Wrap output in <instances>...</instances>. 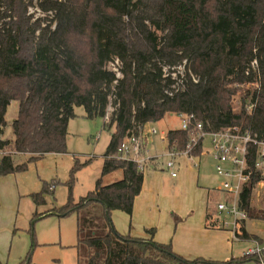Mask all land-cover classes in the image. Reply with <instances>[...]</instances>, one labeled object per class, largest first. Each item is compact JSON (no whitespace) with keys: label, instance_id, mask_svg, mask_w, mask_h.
Segmentation results:
<instances>
[{"label":"trees","instance_id":"trees-1","mask_svg":"<svg viewBox=\"0 0 264 264\" xmlns=\"http://www.w3.org/2000/svg\"><path fill=\"white\" fill-rule=\"evenodd\" d=\"M33 6L44 15L35 17ZM115 61L117 70L109 66ZM245 85L252 87L242 92ZM12 101L18 115L7 139ZM80 106L89 118L105 117L111 107L102 176L120 170L122 178L109 184L99 178L94 190L62 207L61 215L86 211L78 218V264L204 262L154 240L155 227L146 236L123 234L111 216L132 215L144 171L156 165L144 132L149 122L193 114L206 132L240 125L264 142V0H0V149L11 150L0 158V175L27 168L14 163L15 155L36 160L66 152L68 123ZM141 134L148 157L142 168L119 158L126 139ZM189 138L181 127L168 130L166 154L184 150ZM201 145L190 154H200ZM248 149L252 175L239 202L249 211L264 170L254 165L257 146ZM210 217L209 227L222 228ZM237 234L256 238L245 229Z\"/></svg>","mask_w":264,"mask_h":264},{"label":"rangeland","instance_id":"rangeland-1","mask_svg":"<svg viewBox=\"0 0 264 264\" xmlns=\"http://www.w3.org/2000/svg\"><path fill=\"white\" fill-rule=\"evenodd\" d=\"M30 12L35 17L44 15L37 6L31 7ZM109 66L117 70L118 62H112ZM178 69L182 70L183 67L180 66ZM250 87L252 86H243L242 92L244 90L246 92ZM75 112L76 116L68 123L66 152L47 153L36 160H30V156L26 154L15 155L14 163L26 162L27 168L0 175V264H78L76 247L78 218L86 215V211L61 215L62 207L69 200L78 202L81 197L94 190L99 178L103 184L122 178L120 170L102 176L104 154L113 131L108 127L111 107L105 117L89 118L81 106L76 107ZM17 115L18 102L12 101L7 109L4 138H12L11 124ZM180 125L179 116L168 113L159 121L149 122L144 126V132H150L149 153L156 159L154 162L156 165L153 163L147 165L144 171L145 178L152 177L153 180L156 175L158 181L155 182H159L161 187L165 188V195L168 197L173 195V203H181L185 199L203 200L214 219L234 230L233 217L227 211H219L217 205L238 202V193L234 188L230 190L220 188L223 178L217 171L218 160L212 152L209 133L202 139L201 153L191 155L192 166L196 170L195 183L178 190L176 189L178 187L174 186L184 174L182 173L180 177L181 170L177 165L175 169L179 178H172L170 171L165 167L168 158L165 134L170 129L179 128ZM153 128L157 133L152 132ZM5 151L9 153L11 150L6 148ZM225 168L230 169L231 165L226 163ZM232 177L235 186L237 178L235 175ZM197 179L200 180L199 183ZM34 193L40 194V200L36 201L32 196ZM180 193L185 196L180 197ZM248 212L249 217L238 224L239 229L240 231L245 229L257 237L241 239L233 231L231 234L227 230L211 229L213 233L209 234L210 240L217 252L216 255L220 257H196L205 259L198 264H226L227 261L222 259L226 255L238 262L229 264H257L254 258L242 257L249 248L255 246L256 241L264 249L263 180L258 181L252 190ZM111 218L117 222L115 215Z\"/></svg>","mask_w":264,"mask_h":264},{"label":"crops","instance_id":"crops-1","mask_svg":"<svg viewBox=\"0 0 264 264\" xmlns=\"http://www.w3.org/2000/svg\"><path fill=\"white\" fill-rule=\"evenodd\" d=\"M180 159L176 161L175 167L179 165L180 177L182 173L184 176L174 183V186L178 187L177 190L179 188L184 189V187L192 185L196 181V170L192 166V156H183ZM154 176L153 180L152 177L144 179L142 190L135 198L131 216L121 211L112 213V216L115 215L117 222H120L118 224L113 221L116 229L123 234L146 236L145 230L155 227L154 240L162 243L171 242L173 249L186 258L220 257L216 255L217 252L210 240L209 234L213 233L210 230L223 229L231 232V234L232 230L219 221L223 225L222 228L208 227L207 215L211 216L209 223L214 218L203 200L185 199L181 203H173V195L170 197L165 195V188L161 187L159 182H155L158 181V178L156 175ZM176 177L179 178L178 172L172 178ZM197 182L199 183L200 180L197 179ZM183 196L185 195L180 193V197ZM176 217L180 219L178 222L174 219ZM222 259L224 261L234 260L229 255ZM236 261L234 262L238 263Z\"/></svg>","mask_w":264,"mask_h":264},{"label":"built area","instance_id":"built-area-1","mask_svg":"<svg viewBox=\"0 0 264 264\" xmlns=\"http://www.w3.org/2000/svg\"><path fill=\"white\" fill-rule=\"evenodd\" d=\"M181 119L180 127L189 131V142L185 149L182 151H168L167 161L165 167L170 171L172 177L177 175L175 164L177 158L181 155L191 156V151L198 145L202 144V139L205 134L211 135L212 152L215 154L218 164L217 171L223 178L221 189L230 190L236 189L238 193V202L233 204L219 203L217 209L219 211H227L230 216L233 217L234 230H232L237 237V233H242L239 229V223L249 217L247 209L243 208L239 202L240 192L245 183L251 179L252 171L249 168L247 155L249 152V145L254 144L257 146V157L255 159V168L264 170V142L255 139L249 132L242 133L240 125H234L232 127L224 128L217 132H206L202 123L194 122V115L179 114ZM153 133H156V129L153 128ZM152 134V133H151ZM146 135V134H145ZM144 135H132L127 138L122 145L121 155L119 158L124 160H133L138 163L142 168L143 163L148 158L142 154V137ZM145 137V136H144ZM202 146V145H201ZM7 154L4 149H0V158ZM231 165L230 169L225 168V164ZM233 175L237 178V184L234 186L232 179ZM227 225V224H223ZM240 238V237H239ZM244 255L251 256L257 262V264H264V249L260 246V243L256 241L255 246L249 248Z\"/></svg>","mask_w":264,"mask_h":264}]
</instances>
